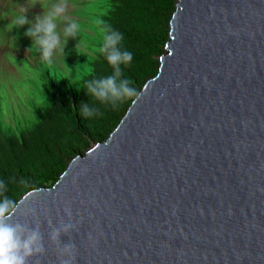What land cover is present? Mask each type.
Wrapping results in <instances>:
<instances>
[{
	"label": "water",
	"instance_id": "95a60500",
	"mask_svg": "<svg viewBox=\"0 0 264 264\" xmlns=\"http://www.w3.org/2000/svg\"><path fill=\"white\" fill-rule=\"evenodd\" d=\"M170 27L109 138L20 200L32 264L63 223L76 264H264V0H177Z\"/></svg>",
	"mask_w": 264,
	"mask_h": 264
},
{
	"label": "clouds",
	"instance_id": "9594fccd",
	"mask_svg": "<svg viewBox=\"0 0 264 264\" xmlns=\"http://www.w3.org/2000/svg\"><path fill=\"white\" fill-rule=\"evenodd\" d=\"M107 1L12 0V4L15 3L17 8L16 11L11 9L8 12V15L12 17L9 26H13V29L20 27L22 42L19 45L8 39H0L3 50L1 52H8V55L11 52L12 55H17L21 59L20 62L24 64L32 66L40 60L42 65L39 72L21 74V65L14 66L12 63H7L12 74H21L20 78H16L18 79L17 85L26 92V96L20 100H25L30 95L32 101H40V81L47 68L59 71L74 82L73 73L77 69L84 66L89 67V70L85 72L88 73L95 65H100L104 58L113 69L112 73L88 81L85 94L88 97H94L100 104L113 106L128 98L135 97L134 101L139 98L140 93L133 86V81L123 75V68L130 66L134 60L133 52L123 47V33L105 24L109 17V7L103 11L101 5ZM66 3H71L76 9L66 11ZM1 4L4 3L1 2ZM101 14L102 20L98 19ZM96 27H99L100 36L95 31ZM98 51L104 58L98 54ZM163 55L159 57L160 66ZM157 74L148 81L154 79ZM13 78H15L14 75ZM30 110L31 108L24 109L22 114L15 117L16 124L12 122L8 128L6 119L10 117L0 105V123L7 128L8 132L16 131L17 128L25 129L24 120L29 116ZM79 111L82 118L100 114L99 109L90 105L89 102H82ZM13 112L18 113V109L14 107ZM97 143L100 142L91 144L90 147ZM80 155H85V153ZM20 183L25 184L24 181ZM39 189L34 187L27 195L30 197L38 193ZM7 192L8 185L4 179L0 178V264H32L35 258L47 255L44 236L40 230L41 225L37 223L33 227L28 223L15 220L22 201L7 195ZM68 214L71 215L70 211ZM25 215H32L31 210ZM73 227L70 223H63L58 228L53 227L49 234L50 243L56 246L59 264H76L75 245L61 243V236L70 235ZM36 264H42V261L36 259Z\"/></svg>",
	"mask_w": 264,
	"mask_h": 264
},
{
	"label": "trees",
	"instance_id": "16d2710c",
	"mask_svg": "<svg viewBox=\"0 0 264 264\" xmlns=\"http://www.w3.org/2000/svg\"><path fill=\"white\" fill-rule=\"evenodd\" d=\"M176 3L177 0H108L101 5L103 11L109 7L105 24L119 29L124 35L123 47L133 52L134 60L123 68V75L133 81L139 93L159 71V57L170 39L169 21ZM98 19L102 20V14ZM95 31L100 36L99 27ZM98 54L103 56L99 51ZM88 70L85 66L77 69L73 82L47 68L40 81L41 99L31 101L25 129L8 132L0 123V178L8 185L7 195L20 201L34 187L51 188L73 158L84 154L91 144L104 142L125 116L135 97L113 106L100 104L84 92L88 81L112 73L105 58L85 73ZM82 102L97 107L100 114L82 118Z\"/></svg>",
	"mask_w": 264,
	"mask_h": 264
},
{
	"label": "rangeland",
	"instance_id": "374dc122",
	"mask_svg": "<svg viewBox=\"0 0 264 264\" xmlns=\"http://www.w3.org/2000/svg\"><path fill=\"white\" fill-rule=\"evenodd\" d=\"M1 2L4 4H1ZM66 4V11L76 9L71 5V3ZM16 8V4L14 3L13 5L12 0H0V39H8L13 43L20 45L22 42V34L21 32H19L20 27L13 29V26H9L12 17L8 15V12L11 9H14L16 11ZM1 51L3 50L1 49L0 45V105L7 111V114L10 117L6 119V122H8L7 127L10 128V123L14 122L16 124V116L22 114L24 112V109L31 108L32 101L30 95H28L27 99L20 100L25 98L26 92L17 85L18 79L16 78H20L21 74L39 72L42 69V65L40 60L36 61L32 66L21 63V59H19L17 55H12L11 52H9L8 55V52L5 53ZM2 61L3 63H1ZM7 63H12L14 66L21 65V74H12L9 67L7 66ZM13 75L15 76V78H13ZM134 81L137 83L136 80ZM14 107L18 109V113L13 112ZM14 132H19L18 128Z\"/></svg>",
	"mask_w": 264,
	"mask_h": 264
}]
</instances>
